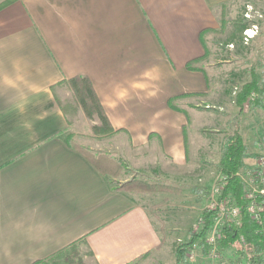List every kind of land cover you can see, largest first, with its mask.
I'll list each match as a JSON object with an SVG mask.
<instances>
[{"label": "crops", "instance_id": "0c3cea01", "mask_svg": "<svg viewBox=\"0 0 264 264\" xmlns=\"http://www.w3.org/2000/svg\"><path fill=\"white\" fill-rule=\"evenodd\" d=\"M237 1L13 0L0 8V264H49L80 247L98 264H128L161 245L148 206L67 142L56 88L87 76L112 126L126 128L118 138L142 157L157 146L181 158L186 116L207 110L199 104L240 111L238 89L221 92L224 72L186 66L204 56V34ZM260 96L248 123L255 132L264 120ZM238 130L245 152L257 153Z\"/></svg>", "mask_w": 264, "mask_h": 264}, {"label": "rangeland", "instance_id": "374dc122", "mask_svg": "<svg viewBox=\"0 0 264 264\" xmlns=\"http://www.w3.org/2000/svg\"><path fill=\"white\" fill-rule=\"evenodd\" d=\"M234 6L231 11L220 12L218 25L212 31V36L204 34V56L198 62L191 60L186 62L187 68L190 69L195 68L197 63L204 66L205 70L214 66L219 73L224 72L225 77L218 81L221 92L231 95L232 90H237L252 77V69L256 75L258 74L257 77L262 79L264 76V3L257 4L256 0H240ZM246 11L251 17L246 16ZM259 11H263V16L258 15ZM251 22L257 23L256 34L246 38L245 29L252 26ZM253 92V98L250 97L251 93L248 95L249 103L243 108V113L237 109L229 111L224 104L204 105L206 102L203 105L199 104V107L207 110L198 111L193 116L189 115L190 119L186 116L187 124L182 126L184 151L181 158L174 159L167 153H162L157 146H152L151 150L146 152L148 155L142 157L143 150L140 151V147L134 148L132 143L122 141L115 135L123 131L122 129L126 130L125 127L112 126V131L93 129V125L101 123L99 115L95 113L90 117L85 113L72 85L64 81L56 88V101L68 114V125L63 129L67 142L85 153L88 152L97 162L104 163L101 156L108 155L112 159L113 167L104 165V168L110 170L108 174L111 182L126 190L134 191V194L148 206L159 227L162 236L161 245L128 264H178L176 252L178 253L179 244L189 239L190 231L194 227L198 228L201 212L209 204L214 188L219 185L221 174L219 161L225 137L229 132L241 127L249 142L248 145L252 147L253 143L258 156L264 153V140H262L264 120L259 133L251 131L248 125L250 118L259 111L255 99L258 93ZM170 97L167 100L168 105L174 107L175 102H172ZM101 104L103 105L102 101ZM178 108L183 107L178 106ZM213 111L218 116L228 114L230 117L224 122L215 120L210 117ZM203 114H211L204 117V121L209 123L208 126H204L207 129H201L197 123L201 121ZM257 159V156L249 155L247 159H243L240 168V177L248 188H250L249 173L257 163ZM154 182L170 184L168 185L170 188L163 185L145 188V184ZM175 188L177 190H174ZM229 217L228 214L220 216L217 226L214 225L208 230V237L212 235L213 229L218 233L221 223ZM236 247L230 245L227 248H220L213 245L206 249L202 244H198L185 250L184 260L181 263L249 264V261L237 253L238 251L235 252ZM78 250L80 252L76 254L54 256V259L48 263L98 264L88 248L80 247ZM261 264H264L263 258Z\"/></svg>", "mask_w": 264, "mask_h": 264}, {"label": "trees", "instance_id": "16d2710c", "mask_svg": "<svg viewBox=\"0 0 264 264\" xmlns=\"http://www.w3.org/2000/svg\"><path fill=\"white\" fill-rule=\"evenodd\" d=\"M13 0H2L0 1V8L12 2ZM252 69V77L245 81L236 93L237 104L239 105L240 111L245 107L244 102L248 95L252 91H256L258 96L255 98L257 103H260V95L264 92V78L259 80L255 72ZM70 85L74 88L79 101L84 107V111L90 117H93L95 113L99 115L101 120L100 124L93 125V129L97 131L111 130L112 124L110 119L105 112L98 95L90 82V79L85 75H76L70 77L68 80ZM246 151V144L243 140V136L239 130L234 129L225 137L221 157H220V179L224 182L221 196L232 193L237 203L241 206L240 223L236 224L234 220L226 219L221 223L218 236L216 238L215 245L220 248H227L230 245H236V250L243 259L249 261V264H261L264 255V211L262 212V221L258 222L256 219L251 217L250 212L247 209L248 198L246 197V185L237 173L241 165L243 164V156L249 155ZM84 152V151H83ZM85 153V152H84ZM94 164L107 167H113L112 159L108 155L101 156L102 162H97L92 155L88 152L85 153ZM252 155L258 156L257 153ZM103 164V165H102ZM105 169V168H104ZM107 170V169H106ZM141 182V180H140ZM159 185L166 187L170 184L163 183H152L145 184V188H156ZM168 188H170L168 186ZM174 190H177L175 188ZM262 196H258V202H261ZM218 214L216 209L205 207L201 212V219L197 229L190 231L189 239L185 242H181L177 248V263L182 264L184 260L185 250L192 248L198 244H202L204 248L212 247L207 242V232L214 223V217ZM188 246V247H187ZM180 262V263H179Z\"/></svg>", "mask_w": 264, "mask_h": 264}, {"label": "built area", "instance_id": "2783aa9c", "mask_svg": "<svg viewBox=\"0 0 264 264\" xmlns=\"http://www.w3.org/2000/svg\"><path fill=\"white\" fill-rule=\"evenodd\" d=\"M246 16L251 17V14L246 11ZM259 16H263V11H259ZM252 26H249L245 29L246 38H249L250 36H254L256 34L255 25L257 23L251 22ZM254 92H251V96L253 98ZM249 97H247V100L244 102L245 108L247 107L249 103ZM264 140V136L262 138ZM257 163L255 166L251 168V172L249 173V181L248 184L250 188L247 187L246 183V197L248 198V205L247 209L251 214V217L256 219L258 222L262 221V212L264 211V153L259 154L257 156ZM240 170L237 172L240 176ZM242 179V178H241ZM219 185H217L213 193H211L212 197L207 205L208 208L216 209L218 214L214 217V223L212 226L216 225L219 221L220 216H225L228 214L230 217L226 219L234 220L236 224H239L240 214H241V206L237 203L236 199L228 193L227 195L221 196V192L223 189L224 182L222 180L218 181ZM262 196L261 202H258L257 198L258 196ZM197 227H194L196 229ZM218 236V233H216L213 229L212 235L208 237L207 233V242L210 243L213 247L216 243V238ZM263 261H264V255H263Z\"/></svg>", "mask_w": 264, "mask_h": 264}]
</instances>
